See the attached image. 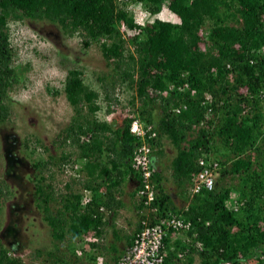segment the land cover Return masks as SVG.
<instances>
[{
    "label": "trees",
    "instance_id": "obj_1",
    "mask_svg": "<svg viewBox=\"0 0 264 264\" xmlns=\"http://www.w3.org/2000/svg\"><path fill=\"white\" fill-rule=\"evenodd\" d=\"M130 2L140 3L149 16L166 5L177 21L155 17L139 24L126 8ZM23 17L58 24L68 35L77 32L84 37V46L98 43L111 66L99 78H109L107 85L102 83L104 98L115 97L111 94L116 87L134 92L131 102L137 99L139 106L133 115L156 132L152 147H160L166 137L176 149L170 173L178 186L188 185L198 169V157L213 153L219 164L217 183L211 190L188 194L189 203L182 211L192 222L185 232L190 241L177 238L171 247L172 235L167 234L163 264H173L183 251L189 261L191 252H196L200 264H264V0H0V123L10 115L7 88L14 80L7 22ZM63 90L74 113L56 140L61 147H75L86 160L88 180L82 187L90 191L92 200L83 205L82 194L72 191L63 209L51 213L44 204V220L56 239H63L66 232L71 238L93 229L99 233L97 192L102 185L120 184L140 142L129 131L132 117L113 126L84 115L83 107L94 112L99 105L97 91L84 84L80 69L68 70ZM82 134L89 135L88 142ZM105 151L111 155L110 168L101 160ZM159 151L150 155L159 191L154 204L161 211L178 212L153 164ZM248 151L253 154L243 158ZM111 168L117 174L106 177ZM236 173L235 185L224 182ZM232 190L238 192L236 209L226 205ZM36 192L43 202L51 196L40 183ZM7 194L0 185V204ZM55 260L68 264L62 256ZM0 264L24 263L0 243Z\"/></svg>",
    "mask_w": 264,
    "mask_h": 264
},
{
    "label": "rangeland",
    "instance_id": "obj_2",
    "mask_svg": "<svg viewBox=\"0 0 264 264\" xmlns=\"http://www.w3.org/2000/svg\"><path fill=\"white\" fill-rule=\"evenodd\" d=\"M126 8L133 13L138 23L147 19L146 15L149 12L140 3L130 2ZM148 17V20L158 17L177 21V17L166 5L162 6L156 15ZM6 29L13 47L11 65L14 69V80L7 88L10 115L7 120L0 123V185L4 187L3 185L6 184L10 195L14 193L18 197L20 194L19 203L24 204V201L28 200L27 204H24L25 211L20 215L19 221L12 224L17 231L10 233L11 236L9 235L8 239L14 240V251L20 255L24 264H63L55 260L60 256L64 257L68 264H97L96 249L85 245L81 249L82 254H79L77 250L81 246V239L71 238L68 232L63 239H56L50 225L44 220L47 214L44 204L48 206L51 213H54L62 207L64 199L72 191H78L84 195L86 190L82 185L88 180L84 166L86 160L78 156V150L75 147H61L56 140L59 131L71 120L74 113L65 97L64 81L70 68L80 69L84 84L97 91L95 101L99 105V109L94 112L83 107L84 115L109 122L113 126L120 125L122 119L133 115L139 106V101L134 99L131 102L134 92L126 86L116 87L114 94L110 91V94L115 96L110 101L104 98L102 83L107 85L109 78L103 81L99 78L108 74L111 66L106 64L97 42L84 46L82 40L84 37L81 34L75 32L68 35L58 24L26 17L9 19ZM121 30H123L122 27ZM4 132L14 133L19 141L17 154L24 159L25 163L19 165L16 174L22 178V183L6 175L7 158L3 156L1 142ZM84 137L85 135L82 134L83 141H85ZM161 141V146L158 147L155 144L152 151H155L156 147L164 148L172 153H167L169 156L175 155L176 149L169 140L163 137ZM248 153L253 154L252 151H248L242 154V157H248ZM108 157H110L108 152L102 153L103 163L106 164ZM208 157L213 159V153ZM225 166L229 167L228 161ZM169 168L170 165L167 164L160 173L163 185L167 189L175 181ZM29 175L41 178L44 192L51 195L46 202L40 200L41 198L37 201L36 186L33 187L34 183L29 180ZM217 175L218 173L214 177V185L217 183ZM33 181L37 180L34 178ZM237 181L236 173L229 174L224 182L235 185ZM190 184L189 182L181 189L190 194ZM26 191H31V201L26 197L28 195ZM7 195H4L1 201L8 198ZM237 199L238 192L232 190L226 205L236 209ZM2 208L3 202L0 207V231L4 227L2 221L8 218L5 217L7 215L2 212ZM63 216L67 224L69 219ZM133 233L134 230L126 231L127 235H133ZM174 236L183 237L184 239H180L186 242L190 241L186 233L179 232ZM176 237L170 239L171 247ZM0 243L6 247L1 239ZM98 243L102 245V241ZM183 252L179 259L173 261V264H200V257L196 252H191L190 261ZM257 255L262 256V253L258 252Z\"/></svg>",
    "mask_w": 264,
    "mask_h": 264
},
{
    "label": "built area",
    "instance_id": "obj_3",
    "mask_svg": "<svg viewBox=\"0 0 264 264\" xmlns=\"http://www.w3.org/2000/svg\"><path fill=\"white\" fill-rule=\"evenodd\" d=\"M175 111H178V108ZM130 117L132 119L129 131L140 141L129 157L130 167L138 177L137 196L142 202L138 210L139 228L123 252L109 264H163L166 255L165 236L169 233L174 236L179 232H186L192 228V222L183 215L182 209L178 212L170 209L161 211L158 204H154L159 191L153 182L154 169L150 163L152 152L150 140L155 137L156 132L149 125L144 124L137 115H130ZM88 139L89 135L85 136V140L88 141ZM196 165L198 169L192 174L190 180L191 194L199 192L202 188L211 190L219 168L215 159L204 156L196 159ZM89 201L90 197L84 199L85 203ZM87 241L96 242L98 239L94 235L84 237L83 245L77 250L79 254H82L81 249ZM196 245L200 247L199 242H196ZM177 256L181 257V252H178ZM99 264H102V261H99Z\"/></svg>",
    "mask_w": 264,
    "mask_h": 264
},
{
    "label": "crops",
    "instance_id": "obj_4",
    "mask_svg": "<svg viewBox=\"0 0 264 264\" xmlns=\"http://www.w3.org/2000/svg\"><path fill=\"white\" fill-rule=\"evenodd\" d=\"M156 149H160V151L156 153V155L154 154L153 164L155 169L161 173L163 167L167 164L170 165V161L174 154L169 156L168 154H172L170 151L164 148ZM109 158L110 157H108V159ZM108 159L106 165L107 168H110L111 165L110 162H108ZM107 171V175H105L106 177H113L117 174V170H113L112 168L107 169ZM105 176L104 178H106ZM108 179L109 178H107L106 182L110 183ZM120 181V184L110 186L109 188L102 185L96 195L95 203H97L99 207L98 212L100 214L101 222L98 225L100 231L96 234V237L99 241H102V245L98 243V241L93 247L97 250L98 254L97 264H99V261H102V264L114 262L123 252L124 248L131 242L132 235H127L129 232L126 234V231L130 229L135 232L136 229L139 228L140 215L138 210L140 208V199L136 192L138 186L137 174L129 168L122 175ZM161 182L163 191L169 195L170 202L176 205L177 209H182L187 206L190 200V194L188 197V192H184L181 189V186H178L175 181L169 185V190L164 187L163 179H161ZM69 198L73 200V197L70 196ZM63 207L64 206L62 205L61 209H63ZM63 213L68 218L67 210L63 211ZM173 237L175 238V236L172 235L171 238L173 239ZM176 238L184 239L180 236Z\"/></svg>",
    "mask_w": 264,
    "mask_h": 264
},
{
    "label": "flooded vegetation",
    "instance_id": "obj_5",
    "mask_svg": "<svg viewBox=\"0 0 264 264\" xmlns=\"http://www.w3.org/2000/svg\"><path fill=\"white\" fill-rule=\"evenodd\" d=\"M1 139H2V141H1L2 142V153H3V156L4 157L6 156V158H7V169L5 171L6 175L8 178L14 177L17 180H20V182L22 183V178L16 174L17 173L16 170L19 167V165L25 163V161L22 157L18 156V154H17V151L19 148V141L17 140V136L12 132H4ZM29 176H30L29 180L32 181V183H34L33 187H34V185L36 186V189H35L36 196L35 197H38L37 198V201H38L40 199V197H39L38 193L36 192V190H37L39 183L42 185V183L40 181L41 178L40 177L37 178L35 175H32V176L29 175ZM34 178L38 182L37 181L34 182L33 181ZM16 183H18V182L16 181ZM16 183H15V185H17ZM3 186H4L3 188L6 187V189L8 191V195H7L8 198H6V199L4 198L2 201L3 202V208H2L3 211L2 212L6 213L7 216H5V217H8V218L5 219V221L4 220L2 221V225H4V227L0 231V239L2 241H4V244L6 245L7 248L12 249L14 251V247H15L13 245L14 240H11L8 238H9L10 233H12L13 231H15V232L17 231L15 229V227H13L14 225L12 226V224L19 221L20 215L23 213V211H25V207H26L25 205L27 204L28 200L24 199L25 205L19 203L21 195L19 194L18 197H16L14 195V193L12 195H10L9 187H7L6 184ZM26 192L28 194L26 197H28L29 200L31 201V191H26ZM32 196L34 198V194H32ZM37 201H36V206L38 203ZM2 202L0 204V207H2ZM10 245H12V246H10Z\"/></svg>",
    "mask_w": 264,
    "mask_h": 264
},
{
    "label": "clouds",
    "instance_id": "obj_6",
    "mask_svg": "<svg viewBox=\"0 0 264 264\" xmlns=\"http://www.w3.org/2000/svg\"><path fill=\"white\" fill-rule=\"evenodd\" d=\"M149 16V13H148V15H147V19L149 18L148 17ZM146 20V19H145ZM136 22H137V20H136ZM138 23V22H137ZM139 24H142V23H139ZM85 136H87V135H85ZM84 139H85V137H84ZM86 141V140H85ZM88 141H89V139H88ZM88 141H86V142H88ZM86 197H90V201L88 202V203H90L91 202V200H92V195H91V193H90V191H86L85 193H84V195H82V200H81V204H83V205H85V204H88V203H85L84 202V199L86 198ZM98 210H99V207H98ZM135 233V232H134ZM133 233V234H134ZM96 232H95V230L93 229L91 232H89L88 234H83V235H81L80 236V238L79 239H81V246L83 245V240H84V237H86V236H92V235H94V236H96ZM132 237H133V235H132ZM131 240H132V238H131ZM98 241H99V239H98ZM98 241H96V242H98ZM92 242H95V241H87L86 243H85V245L86 246H88V245H90L91 246V244L90 243H92ZM95 242V243H96ZM85 245L83 246V248L85 247ZM80 246V247H81ZM92 247V246H91ZM13 253L15 254L16 253V251H13Z\"/></svg>",
    "mask_w": 264,
    "mask_h": 264
},
{
    "label": "bare ground",
    "instance_id": "obj_7",
    "mask_svg": "<svg viewBox=\"0 0 264 264\" xmlns=\"http://www.w3.org/2000/svg\"><path fill=\"white\" fill-rule=\"evenodd\" d=\"M134 196H136V195H134ZM137 216V215H136Z\"/></svg>",
    "mask_w": 264,
    "mask_h": 264
}]
</instances>
